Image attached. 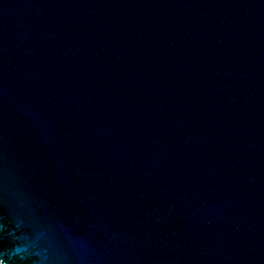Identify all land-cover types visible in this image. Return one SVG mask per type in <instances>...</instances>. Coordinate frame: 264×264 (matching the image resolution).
Returning <instances> with one entry per match:
<instances>
[{
  "label": "water",
  "instance_id": "water-1",
  "mask_svg": "<svg viewBox=\"0 0 264 264\" xmlns=\"http://www.w3.org/2000/svg\"><path fill=\"white\" fill-rule=\"evenodd\" d=\"M0 264H264V0H0Z\"/></svg>",
  "mask_w": 264,
  "mask_h": 264
}]
</instances>
